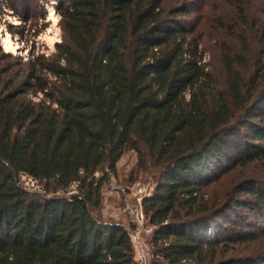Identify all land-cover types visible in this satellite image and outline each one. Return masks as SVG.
<instances>
[{
	"label": "trees",
	"instance_id": "obj_1",
	"mask_svg": "<svg viewBox=\"0 0 264 264\" xmlns=\"http://www.w3.org/2000/svg\"><path fill=\"white\" fill-rule=\"evenodd\" d=\"M164 1L58 0L65 36L54 54L23 61L0 44V264H134L127 228L97 213L127 151L155 169L142 201L153 264H234L216 257L255 240L228 212L259 216L264 190L245 181L247 199L212 207L201 191L264 159V31L259 55L224 46L214 74L186 7Z\"/></svg>",
	"mask_w": 264,
	"mask_h": 264
},
{
	"label": "rangeland",
	"instance_id": "obj_2",
	"mask_svg": "<svg viewBox=\"0 0 264 264\" xmlns=\"http://www.w3.org/2000/svg\"><path fill=\"white\" fill-rule=\"evenodd\" d=\"M57 2L58 0H17L15 12L7 6L10 0H0V44L3 51L23 61L31 55L54 54L55 45L61 43L65 36L64 21L60 11L56 10ZM164 6L166 9L186 7L188 13L183 19L189 22L190 27L195 24L194 33L202 36L201 49L205 51L204 60L208 63L209 71L214 74L220 71L223 49L240 52L247 61L251 55L261 53L257 41L264 31V0H165ZM48 7L53 8L55 21L49 19ZM238 8L244 10L243 21L238 17ZM228 26L231 31L225 29ZM233 34V37L243 38L249 43V53L241 52L244 46L231 36ZM6 37H9L14 46L11 51L4 43ZM136 164V154L127 151L117 161L115 173L109 174L102 188L101 206L97 211L104 221L120 223L127 228L133 226L124 208L127 203H134V199L132 196L126 199L124 194L115 192L109 185L111 179L118 186L132 188L135 185L147 184L154 189L155 169L141 170ZM245 181L264 190V159L244 167H232L208 187H203L201 192L204 193L207 206H215L235 196L247 199L246 195L238 193V186ZM233 215L240 217V222L235 224L234 229L256 233V238L253 241L230 245L227 251L223 250L216 259L234 264H245L247 261L264 264V211L259 216L252 215L248 209L228 212V217ZM144 239L152 251L150 237L145 234ZM150 264H153V259Z\"/></svg>",
	"mask_w": 264,
	"mask_h": 264
},
{
	"label": "built area",
	"instance_id": "obj_3",
	"mask_svg": "<svg viewBox=\"0 0 264 264\" xmlns=\"http://www.w3.org/2000/svg\"><path fill=\"white\" fill-rule=\"evenodd\" d=\"M95 176H99V173L96 172ZM20 182L25 190L44 193L43 188L31 177L21 175ZM109 185L115 192L124 194L126 199L130 196L134 199V203H127L124 208V211L130 216V222L133 224L131 228H126L134 249V264H150L154 256L153 250L151 251L148 247L149 244L146 243L144 238L145 234H147L151 239L155 227L147 224L142 201L152 195L153 188L147 184L135 185L132 188L118 186L113 179L109 181ZM70 187L71 191L68 194L77 193L76 183H72Z\"/></svg>",
	"mask_w": 264,
	"mask_h": 264
},
{
	"label": "bare ground",
	"instance_id": "obj_4",
	"mask_svg": "<svg viewBox=\"0 0 264 264\" xmlns=\"http://www.w3.org/2000/svg\"><path fill=\"white\" fill-rule=\"evenodd\" d=\"M55 13H54V10L53 8L51 7H48V17L50 20L52 21H55ZM4 43L7 45V48H9V50H13L14 49V46L12 45L11 41L9 40V37H6L5 40H4ZM7 51V49H6Z\"/></svg>",
	"mask_w": 264,
	"mask_h": 264
}]
</instances>
